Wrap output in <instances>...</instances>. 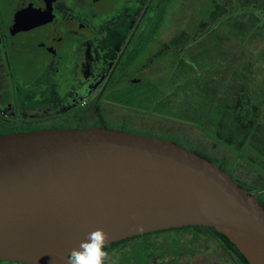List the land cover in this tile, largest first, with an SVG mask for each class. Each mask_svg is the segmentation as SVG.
<instances>
[{"label": "water", "instance_id": "95a60500", "mask_svg": "<svg viewBox=\"0 0 264 264\" xmlns=\"http://www.w3.org/2000/svg\"><path fill=\"white\" fill-rule=\"evenodd\" d=\"M186 226L212 228L264 264L257 197L170 139L106 126L0 135L2 262L67 264L98 228L111 244Z\"/></svg>", "mask_w": 264, "mask_h": 264}, {"label": "flooded vegetation", "instance_id": "af4514ba", "mask_svg": "<svg viewBox=\"0 0 264 264\" xmlns=\"http://www.w3.org/2000/svg\"><path fill=\"white\" fill-rule=\"evenodd\" d=\"M176 1L183 4L180 0H0V135L127 124L107 118L111 109L122 108L118 99L158 108L171 88L162 81L165 72L172 81L179 75L175 66L183 32L165 27L167 7ZM199 23L195 29L208 21ZM168 36L173 45L166 43ZM173 87V99H179L178 81ZM85 95H90L88 100ZM150 99L154 101L148 104ZM158 110L150 111L157 115ZM160 231L127 242L139 241L150 252L145 256L157 261L166 252L164 240L177 242L176 234L165 236L174 231Z\"/></svg>", "mask_w": 264, "mask_h": 264}, {"label": "trees", "instance_id": "16d2710c", "mask_svg": "<svg viewBox=\"0 0 264 264\" xmlns=\"http://www.w3.org/2000/svg\"><path fill=\"white\" fill-rule=\"evenodd\" d=\"M205 13L206 16H201L200 21H208L206 25L210 30L212 57L206 55L201 62H196L201 72L187 82V89L181 90L179 116L186 123L207 132L216 141L233 143L242 159L247 157L249 151L264 157V103L260 106L264 95L263 99L258 97L252 80L255 61L260 59L261 52L264 54V25L261 29L257 26L264 21V0H209ZM169 25V19L165 16V27ZM220 51L223 58L219 55ZM261 60L264 61V58ZM172 83L171 80L169 84ZM153 101L150 99L146 102L150 104ZM169 101L174 100L171 98ZM193 152L215 161L201 151ZM241 186L246 187L242 183ZM259 202L264 207V200ZM170 230L177 234L188 233L194 238L203 235V230H210L219 237L221 245L237 264H249L225 235L212 228L188 226ZM127 241L124 239L108 244L106 250ZM143 261V264L151 262L149 256H144Z\"/></svg>", "mask_w": 264, "mask_h": 264}, {"label": "rangeland", "instance_id": "374dc122", "mask_svg": "<svg viewBox=\"0 0 264 264\" xmlns=\"http://www.w3.org/2000/svg\"><path fill=\"white\" fill-rule=\"evenodd\" d=\"M180 2H170L171 4L167 7V15L169 17V27L170 30L177 29L183 32L180 44L183 48L180 53L179 62L176 63L175 70L179 73L177 79L173 78V83L169 84L171 81L168 79V73L165 72L162 81L169 85L170 91L166 90L165 97L159 100L160 104L158 108L156 105H143L140 101L130 99H118L116 101L122 103V108H113L108 113V120H115L117 122H127L123 125H118V123L110 122V128L122 127L121 130H126L130 132L143 133L146 135L169 138L176 142L185 144L196 148L201 152L213 157L215 162L223 169H226L229 173H232L237 180L242 184H245L247 188L250 189L252 193L259 196V199L264 200V157L262 155L252 154V151L247 153L246 156H240L238 149L233 145V143H226L225 141L218 142L213 137H211L207 132L199 129L195 125H191L183 121L179 116V101L178 99H173L174 101H169L174 97L172 95V90L174 87L171 86L178 81L179 89H187V82L191 78L196 77L201 70H198L196 64L197 61L201 62L203 56L212 57V43L211 37L209 36L210 30L207 26H200L199 21L201 16L205 15L207 11V4L209 0H180ZM239 12V11H238ZM262 15V14H261ZM260 15V16H261ZM264 25V21L260 22L257 26L261 29ZM172 28V29H171ZM194 33L192 34L193 30ZM264 31V29H262ZM191 34V35H190ZM192 35H196L192 38ZM264 35V34H263ZM166 37V43L173 45L172 37ZM219 55L223 58L222 51ZM168 57V56H167ZM170 56L169 60L171 61ZM260 59L255 61V66L253 69V86L258 93V97L264 95V54L261 52ZM168 79V80H167ZM167 92L169 94L167 95ZM90 95H85L86 100H88ZM133 99V98H132ZM264 99L261 100V105H263ZM171 105V106H170ZM147 106V108H146ZM160 107V108H159ZM142 108V109H141ZM148 110H146V109ZM159 109V110H158ZM264 109V108H263ZM148 111L147 114H139L137 111ZM158 110L159 114L153 115L151 111ZM150 111V112H149ZM264 112V110H262ZM183 121V122H182ZM185 147H187L185 145ZM188 148V147H187ZM191 149V148H189ZM242 153V151H241ZM250 158L255 159V161ZM246 160V162H245ZM204 235L194 238L188 233H176L174 231L171 233H166L165 236L171 237V235H177V242H171L172 240H164L163 248L165 253L160 256L159 259L151 260L149 264H237L236 261L221 245L219 237H217L210 230H203ZM183 240L180 241L181 236ZM139 241L130 240L123 245L107 250L109 253V258L114 264H143L145 254H150L145 246L138 244Z\"/></svg>", "mask_w": 264, "mask_h": 264}, {"label": "clouds", "instance_id": "9594fccd", "mask_svg": "<svg viewBox=\"0 0 264 264\" xmlns=\"http://www.w3.org/2000/svg\"><path fill=\"white\" fill-rule=\"evenodd\" d=\"M108 234L103 229L87 233L86 238L67 255V264H114L109 258L106 246Z\"/></svg>", "mask_w": 264, "mask_h": 264}]
</instances>
